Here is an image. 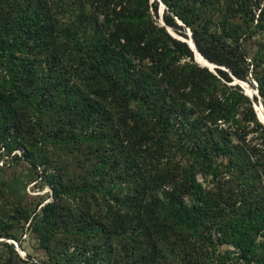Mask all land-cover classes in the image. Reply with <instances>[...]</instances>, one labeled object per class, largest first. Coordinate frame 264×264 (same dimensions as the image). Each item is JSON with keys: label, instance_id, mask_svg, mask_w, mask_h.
Masks as SVG:
<instances>
[{"label": "trees", "instance_id": "trees-1", "mask_svg": "<svg viewBox=\"0 0 264 264\" xmlns=\"http://www.w3.org/2000/svg\"><path fill=\"white\" fill-rule=\"evenodd\" d=\"M260 1L229 22L225 0H0V153L53 182V201L18 209L41 246L60 216L54 201L64 176L61 217L80 243L119 227L128 257L117 264H168L171 253V264H205L194 256L193 238L212 223L198 175L216 178L224 167L246 187L264 169L258 97L232 83L251 75L264 106V40L251 54L244 43L264 33ZM167 26L226 68L197 63ZM49 147L64 149V166ZM244 200L228 212L219 241L264 264V207ZM99 206L115 209L108 223L92 210ZM85 248L92 258L84 264H114L105 241Z\"/></svg>", "mask_w": 264, "mask_h": 264}, {"label": "rangeland", "instance_id": "rangeland-1", "mask_svg": "<svg viewBox=\"0 0 264 264\" xmlns=\"http://www.w3.org/2000/svg\"><path fill=\"white\" fill-rule=\"evenodd\" d=\"M258 0H225L228 11L229 22H240L245 13L242 14L243 8L250 10L255 6ZM262 4V0L260 1ZM161 4H159L158 19L160 21ZM258 9L255 10V13ZM264 40L263 34H256L245 40V46L249 53L255 51L257 42ZM264 66V64L262 65ZM251 89H256L255 81L251 75L247 80H243ZM262 102V101H261ZM263 105V104H262ZM257 106H260L257 104ZM264 109V106H263ZM47 152H51V159L58 161L64 166V160L67 156L64 149H53L49 147ZM15 153L21 155L22 146H17ZM13 154V153H12ZM3 160H7L4 166ZM223 168L222 173L216 178L202 179L208 196V205L211 209V224L205 231V237H194V256L198 251L199 258H204L205 264H214L222 254H229L230 257L222 264H259L256 261H245L236 256L235 248L219 241L220 234L223 230V222L229 211L233 210L238 204L249 200L252 206L264 207V169L258 166L255 170L258 177L254 183L244 186L241 179L228 175ZM77 171L78 169L74 167ZM41 172V168H38ZM107 178V177H105ZM260 181V182H259ZM62 185L58 187L57 200L54 201V209L56 214H60L53 228V235L47 242V247L41 246L35 236L32 235L29 226V220L24 221L19 218L18 209L24 206L30 209H39V207L54 200L53 182L42 179L32 168L28 161L23 159H14L8 155L0 153V255L5 260V264H53L58 263L64 258H71L72 264H84L85 258H92L91 250L85 248L92 242H104L112 248L111 258L114 264L120 262L123 258H127V254L123 250L127 245V239L121 228L116 227L112 235H108L105 230H97L93 233V241L85 244L80 243V239L76 235L69 233L64 227V176L61 180ZM61 188V189H60ZM183 197L188 200L187 193ZM102 221L108 223L115 215V209L110 206L93 207ZM111 211V212H107ZM7 232L9 237L4 236ZM210 236V237H209ZM124 238V239H123ZM7 242V243H4ZM122 242V243H121ZM12 243L11 249L8 244ZM74 247H77L74 249ZM197 254V255H198ZM196 255V256H197ZM195 256V258H196ZM168 264L173 263L175 254L171 253L167 256Z\"/></svg>", "mask_w": 264, "mask_h": 264}, {"label": "water", "instance_id": "water-1", "mask_svg": "<svg viewBox=\"0 0 264 264\" xmlns=\"http://www.w3.org/2000/svg\"><path fill=\"white\" fill-rule=\"evenodd\" d=\"M160 4H161V12H160V16H161V18H160V23H161V24H164V21H163V19H162V12H163V10H164V4H163V2H161V1H160ZM167 30H168V32H169L171 35H173L174 37H177V38L182 39V40H184V41L187 42V44L189 45V47H190V48L192 49V51H193L194 59H195V61H196L197 63H199V64H201V65H203V66L208 67V68H209L210 70H212V71H215V70H214V67H220V68H224V69L226 68V67H224V66H220V65H218V64H216V63H214V62H211V61H209L208 59H206L205 57H203V55L198 51V49H197V47H196V45H195V43L193 42V40H192L191 37H189V41H188L187 38H185V37L179 35L178 33H176L171 27L167 26ZM196 53L199 54L200 56H202L203 58H205L208 62H211L213 65L210 67V66H208L207 64H203V63L199 62V61L197 60V58H196ZM241 82L246 83V82L243 81V80H240V79H238V78H236V77H233V81H232V83H233V84H238V85H240V86L243 88L244 92H245L248 96H250V97L252 98V94L248 93V92L245 90V88H244V86H243V84H242ZM246 84H247V83H246ZM247 85H248V84H247ZM255 85H256V83H255ZM254 94L257 95V97H258V101H257V102L254 101V103H253V105H254V109H255V111H256V104H259L262 108H263V105H262V102H261V100H260V97H259V94H258V90H257V88L255 89ZM256 114H257V112H256ZM257 117H258L259 121H261V119L259 118L258 114H257ZM261 122H262V121H261ZM262 123H263V122H262Z\"/></svg>", "mask_w": 264, "mask_h": 264}, {"label": "bare ground", "instance_id": "bare-ground-1", "mask_svg": "<svg viewBox=\"0 0 264 264\" xmlns=\"http://www.w3.org/2000/svg\"><path fill=\"white\" fill-rule=\"evenodd\" d=\"M189 41V39H188ZM196 57L201 61V63L203 64H207L208 66H212L213 64L211 62H208L205 58H203L202 56H200L199 54L196 53ZM245 88V90L248 92V93H253L254 94V89H251L249 88L244 82H241ZM256 112L259 116V118L261 119V121L264 122V109L261 107V106H257L256 104Z\"/></svg>", "mask_w": 264, "mask_h": 264}]
</instances>
